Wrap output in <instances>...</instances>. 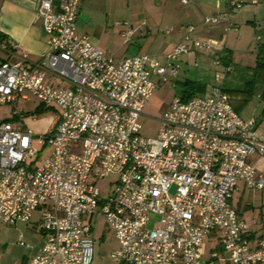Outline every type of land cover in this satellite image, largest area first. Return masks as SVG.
I'll use <instances>...</instances> for the list:
<instances>
[{"label": "built area", "instance_id": "2783aa9c", "mask_svg": "<svg viewBox=\"0 0 264 264\" xmlns=\"http://www.w3.org/2000/svg\"><path fill=\"white\" fill-rule=\"evenodd\" d=\"M81 2L39 0L45 53L32 67L0 62V106L31 96L59 114L42 136L0 116V222H29L39 212L44 246L31 264H93L92 216H101L117 240L112 264H204V242L214 232L229 264H264V236L251 247L249 226L230 204L239 182L264 189V174L250 161L264 158V140L257 120L233 109L223 84L187 101L176 97L156 138L139 135L158 87L151 76L176 75L181 55L216 42L192 39L190 27L165 64L148 55L117 59L77 34ZM242 5L229 3L231 10ZM227 20L209 17L204 24ZM132 33L126 27L121 37L129 41ZM12 48L0 42V49ZM214 66L223 77L230 71L220 57ZM21 113L16 108L12 116ZM46 147L50 153L35 164ZM110 175L117 181L102 198L97 182ZM150 213L159 216L151 229ZM19 244L25 246L21 236Z\"/></svg>", "mask_w": 264, "mask_h": 264}, {"label": "crops", "instance_id": "0c3cea01", "mask_svg": "<svg viewBox=\"0 0 264 264\" xmlns=\"http://www.w3.org/2000/svg\"><path fill=\"white\" fill-rule=\"evenodd\" d=\"M230 1L189 0L188 4L183 5L180 0H132L130 12L133 20L131 22H119L121 25H118L120 28L117 34L121 38V43L117 47L112 49L103 46L99 39L90 36L89 40L104 52L111 50L110 52L117 59L135 55H148L161 64H165L166 55L175 45L184 41L189 28L193 27L192 39L214 41L216 44L205 48H191L189 53L181 55L176 61L179 70L174 78L177 77L180 70L183 72L184 69L191 67V63L196 57L206 65H209L212 61L214 64V60L218 57L221 59L228 57L227 67L231 68V64L235 60L237 44L243 39H247L244 38V35L249 34L248 29L241 32V26H250L256 35L259 31L264 30V0H242L243 6L233 10L230 9ZM87 2L88 0H82L78 17L81 11L85 9ZM38 4L39 0H0V42L5 41L13 45V48L8 51L0 49V62L7 60L20 63L24 67H32L45 53L48 36L44 31L42 19L36 14ZM245 5H248V7H245ZM222 16L228 17V20L217 25L204 24L206 18ZM141 18V21L138 20ZM143 23H146V25L143 26ZM114 26L117 25L114 23ZM126 27H131L133 31L129 41H124L121 37V33ZM261 40L260 38L259 41ZM143 41L145 47L148 48L145 53L140 52L141 47L144 46H141L140 43ZM131 47L135 52L128 54ZM186 80L194 81L185 79L182 82H179V80L177 82L182 85ZM202 94H206V90ZM22 100L24 99H17L16 103L19 104ZM244 107L239 115L244 119L255 118L259 127V120L253 117L252 113H246V118L241 115L244 112ZM13 120L18 122L14 124L15 126L19 125L28 129H31L28 122H34V120L27 121V118L22 119L21 116L13 117ZM250 161L257 169V173L264 174V158L253 156ZM230 204L236 211L238 218L248 224L249 244L254 247L257 240L264 236V189H249L244 183L239 182L236 190L231 195ZM32 220L35 221L32 222ZM38 220L39 212H34L29 222H17L14 225L32 223V226H37ZM34 230L38 235L32 234L33 230L27 227V231L33 239L31 246L25 245L23 249H19V254L14 256L8 252L7 246L3 244L0 237V264H31V260L41 253L44 246V235L38 230V227H34ZM20 236L23 238L22 232L18 233V244ZM114 239L116 240L115 236ZM206 242L211 245V248H209L207 256H205L206 248H204L202 256L204 264H229L226 261V255L220 248L218 233H212L205 240L204 246ZM117 248L118 243L113 251ZM99 264H103V262ZM109 264H112V261Z\"/></svg>", "mask_w": 264, "mask_h": 264}, {"label": "rangeland", "instance_id": "374dc122", "mask_svg": "<svg viewBox=\"0 0 264 264\" xmlns=\"http://www.w3.org/2000/svg\"><path fill=\"white\" fill-rule=\"evenodd\" d=\"M128 4L130 5L128 6ZM131 6L132 0H88L85 9L81 11L77 20V34L80 36L87 34L86 36L88 37L99 39L103 46L114 49L121 43V38L117 34L120 27L114 26V23L131 22V20H133L131 19ZM246 6L248 7V5H245V7ZM138 20L141 21L142 18ZM245 29L249 30L247 36L243 33L244 38L247 39H243L237 44L234 63L231 64V68H229L230 71L225 77H223V71L214 66L213 61L209 65H206L197 57L192 61L191 67L184 69L185 71L183 72L180 70L175 78L174 76L167 75L166 80L162 81L158 76H151V80L155 82L158 87L148 100L139 120L141 125L139 135L142 138H156L161 126L160 118L169 108L173 100L182 95V88L179 82L185 79H191L202 84L205 87L206 93L216 84H223L224 87L229 89L244 88V83L251 78L252 69L256 63L257 45L258 42H260L259 35H256L250 26L242 25L241 32ZM248 37L250 38L248 39ZM140 45H144L140 49L141 53L148 51L144 41L140 43ZM136 50L138 49L136 48ZM110 51L111 50H109V53H111ZM133 52H135V50L131 47L128 54H133ZM178 80L179 82H177ZM260 90L261 87L258 85L256 91L250 96L251 98L248 97L249 101H247V104H244V112L241 113V115L245 117L247 115L246 113H252L253 117L258 118L260 125L257 131L261 138H264V101H261L259 98ZM16 108L23 111V113H21L22 119L27 118V121L34 120L32 123L30 121L28 122L34 136H42L51 132L58 120V111L55 108L43 106L34 97H30L29 100H22L19 104L11 103L0 106L1 118L10 120L13 124H17L18 122L14 121L12 117V111ZM36 109H38L37 113H35ZM31 112H34V114ZM34 145L40 150L39 145ZM49 153V148L46 147L41 149L38 155L39 158L35 160V164H41ZM116 181L117 177L115 175H110L97 182V187L101 192L102 198H106L112 193ZM34 221L35 220H32V222ZM158 221L159 216L150 213L148 228L151 229L157 226ZM87 225L92 227L90 236L94 240L93 264H99L101 262H103V264H109L111 262L110 254L117 245L112 230L107 226L105 220L101 216H92L89 222H87ZM27 227L32 229V234H34V227L36 228L37 226H32V223H19L16 225L0 223V237L12 256L15 254L18 255L19 251L25 247L18 244V233L22 232L23 234V244L31 246V241H33V239H31L32 235L30 236ZM35 234H37V232ZM204 248H206L205 256H207L211 245L206 242Z\"/></svg>", "mask_w": 264, "mask_h": 264}, {"label": "trees", "instance_id": "16d2710c", "mask_svg": "<svg viewBox=\"0 0 264 264\" xmlns=\"http://www.w3.org/2000/svg\"><path fill=\"white\" fill-rule=\"evenodd\" d=\"M259 37L262 39L257 45L256 63L253 67L252 75L249 80L244 83L243 89H229L223 87L230 97V102L233 109L239 114L241 109L247 104L248 97L256 91L257 86L261 87L260 100L264 101V30L258 32ZM228 57L221 59L222 63L228 65ZM182 95L180 96L184 101H187L197 95H201L205 91V87L195 81L186 80L182 83ZM251 98V97H250ZM38 112L36 109L35 113ZM34 114V112H32Z\"/></svg>", "mask_w": 264, "mask_h": 264}]
</instances>
